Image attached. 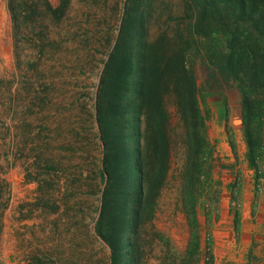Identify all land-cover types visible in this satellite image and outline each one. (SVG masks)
Segmentation results:
<instances>
[{"label":"rangeland","instance_id":"374dc122","mask_svg":"<svg viewBox=\"0 0 264 264\" xmlns=\"http://www.w3.org/2000/svg\"><path fill=\"white\" fill-rule=\"evenodd\" d=\"M7 1L0 264H264V29L235 0L200 26L199 10L213 0H147L143 23L156 64L182 61L181 88L194 82L184 109L170 77L159 78V145L148 130L144 138V109L133 114L140 99L124 86L129 77H116L113 66L104 76L125 12L140 0H50L55 12L40 46L24 40L29 0H18L15 29ZM136 141L145 177L130 202Z\"/></svg>","mask_w":264,"mask_h":264},{"label":"trees","instance_id":"16d2710c","mask_svg":"<svg viewBox=\"0 0 264 264\" xmlns=\"http://www.w3.org/2000/svg\"><path fill=\"white\" fill-rule=\"evenodd\" d=\"M215 2L214 7L208 5L199 10V13L196 17L194 24L196 26H200L205 23L208 18V14L211 15L212 12L221 13L222 11H227L230 8V0H213ZM236 4H238V9L242 12V14H246L250 19L253 20L255 26L258 29H264V0H235ZM22 1L18 0H8L7 6L10 12L12 21L14 23V29L17 26L18 17V9ZM145 2V3H144ZM147 0L135 3V9L130 10L128 7V11L125 12L124 18L122 19L121 28L119 34L116 38V43L113 48V51L110 53L108 61L106 63V68L104 70V76L109 74L111 67H115V75L118 77L119 75L129 77L128 82L124 85L125 87L129 85L131 92L139 97L140 101L137 106L134 107V112L139 108L144 109L145 122L148 125V128L144 130L143 135L144 138L147 135V130L151 132L152 137L158 142L159 145L165 140V131L163 127V118L162 112L159 110V99H158V82L159 78L162 76L170 77L169 80L174 83V92L178 94L179 98V106L186 108V105L193 103V89L194 82L192 83L189 80V83L185 80V85L181 88L180 83L184 81L183 75L181 72H184L183 62L181 61L178 65L169 64L163 62V65H157L154 58H156V54H151V46L147 41L146 32L144 28L143 18L146 13L145 9L147 7ZM26 4V8H23L21 11L22 18L26 23H28V32L25 34L24 40L29 45L40 46V42H43L46 34V27H48V23L50 20V13L55 12L54 7L51 4L50 0H29L24 1ZM36 8L38 12H36ZM127 19L131 21L130 23V32L127 35L124 46L125 50L119 53V44L123 43V29L125 27ZM40 26L39 29L37 26ZM38 44V45H34ZM245 56V55H244ZM167 61V59H166ZM171 62V60H170ZM116 65H115V64ZM181 67V68H180ZM174 68V69H173ZM173 70V71H172ZM172 73V74H171ZM181 73V75L179 74ZM191 100H187L188 96ZM187 96V97H186ZM183 98V99H182ZM185 99V100H184ZM190 108V105H189ZM140 113V112H139ZM139 113H137L139 115ZM185 113V112H184ZM252 113L250 111L249 105H246L243 114V124H244V133L247 138V142L250 146V154H253V145L251 141V123ZM138 118V117H137ZM136 121V119L134 118ZM136 124L132 125V132L135 134L138 130L135 128ZM119 130H124L123 125ZM102 136L105 137L107 133V128L104 126L100 129ZM106 142V140L104 139ZM136 145L133 151V179L135 190L133 196L130 198V202L133 201V198L140 193L141 188H143V181L145 177V171L143 167L140 165L142 151L136 141ZM107 142L106 145L107 146ZM108 147V146H107ZM110 151H106L103 159L104 167L107 164V159ZM103 167L101 170V174L105 177L106 171L109 173V170ZM111 178L108 175L107 179Z\"/></svg>","mask_w":264,"mask_h":264}]
</instances>
